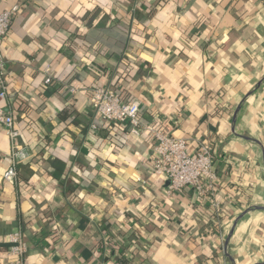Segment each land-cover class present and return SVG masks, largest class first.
I'll return each instance as SVG.
<instances>
[{
  "label": "crops",
  "instance_id": "crops-1",
  "mask_svg": "<svg viewBox=\"0 0 264 264\" xmlns=\"http://www.w3.org/2000/svg\"><path fill=\"white\" fill-rule=\"evenodd\" d=\"M14 6L0 44L10 89L1 105L30 158L16 184L3 179L12 146L0 126V264L16 261L18 231L25 264H116L105 239L131 227L146 234L122 239L132 264H264V0H0V12ZM116 20L125 36L112 31ZM114 48L136 68L125 99L141 103L142 123H162L191 151L212 150L223 212L199 207L190 190L166 195L169 182L146 173V134H127L124 150L100 142L105 123L89 98L114 85ZM76 68L86 77L69 83ZM105 221L114 227L101 234Z\"/></svg>",
  "mask_w": 264,
  "mask_h": 264
},
{
  "label": "built area",
  "instance_id": "built-area-1",
  "mask_svg": "<svg viewBox=\"0 0 264 264\" xmlns=\"http://www.w3.org/2000/svg\"><path fill=\"white\" fill-rule=\"evenodd\" d=\"M18 11L19 8L14 6L0 12V44L10 33ZM46 73H49L48 69ZM51 80L50 76L46 78L44 82L46 88ZM78 90L79 87H70L68 92L73 95ZM9 96L7 64L0 50V126L4 128L12 146L11 166L4 173L3 179L16 184L19 176L18 167L30 158V154L28 148L20 142L21 133L16 127L14 112L6 110L1 105ZM89 102L95 116L100 117L104 123H112L137 137L147 135V139L153 144V156L145 164L146 173L169 182L166 189L168 197L190 190L194 192L195 202L199 207L210 206L215 214L223 212L225 206L217 189L219 177L215 168V156L209 147L191 151L188 140L176 138L171 132L157 128L153 124H143L141 103L126 100L111 86L92 88ZM89 129L95 132L99 125L94 122L90 124ZM137 183L145 185L147 181L138 178ZM10 242V254L16 258V261L10 264H25L26 246L21 231L11 235Z\"/></svg>",
  "mask_w": 264,
  "mask_h": 264
},
{
  "label": "trees",
  "instance_id": "trees-1",
  "mask_svg": "<svg viewBox=\"0 0 264 264\" xmlns=\"http://www.w3.org/2000/svg\"><path fill=\"white\" fill-rule=\"evenodd\" d=\"M141 12L143 13V15H149V13L151 12V8L147 7L146 10L143 9ZM115 29H117L118 31H121V32L123 31L122 34H124V36H125V33H127V28L124 25L122 26L121 21H118V20L114 21V26L112 27V31ZM94 31L96 34L95 40L98 41L99 43H101L102 45L107 46V44H105V41L109 39V36H107L108 33H106L105 31H103L101 29H96ZM121 44L123 46H125L126 42L125 43L122 42ZM123 51H124V47H123ZM123 51H122V49H119V50L115 49V48L110 49L108 55L106 56V59L111 64L122 60L121 65H120L119 70H118V75H117L116 81L114 82V85H112V88H113V90L119 92L123 98H126L124 83H125V81H129L131 79V77L133 76V72L135 71L136 68H135L133 62H131L130 60H128L124 57L122 58ZM86 72L87 71H82L80 68H76V70H74V72H73V76H72L71 80H69V83L74 79L79 80V81H83L86 77L85 76ZM52 83H53V81L51 80L50 85ZM152 124L157 128H161L162 130H165L164 129L165 127L163 126V124H160L158 122H153ZM99 127H100V125H99ZM100 129H101L100 131H103V134L97 135L100 142L101 141L109 142L121 150L126 149L127 143H126L125 137L128 133L126 132L125 129H123L121 127H117L116 125H114L112 123H105L104 126L102 125L100 127ZM93 173H94V171H93ZM93 175H95V174H93ZM221 200H224V199L221 197ZM150 208L151 207H148V209L146 210L147 213H148V210ZM206 217L207 218L209 217L207 219L209 221V219L211 220V218L214 217V213L211 211L210 212L208 211L206 213ZM112 227H114V226L112 225L111 222L105 221L103 223V225L100 227L101 234L103 232H108ZM154 230H155L154 227H151V228H146V229L144 228L143 231H146V233H147V232H151ZM196 231H197V234L200 232L202 234V232L204 231V228L202 227L201 229H196ZM137 233H139L140 235H143V236L146 235V234H142L141 230L135 229L133 227L119 230V236L118 237H120V238H118V237L113 238L112 235L111 236L109 234L107 235L108 238H106L105 240L109 241L110 246L114 248V249L113 248L111 249L112 250L111 258L113 259L112 260L113 262H115L116 264L129 263V261L126 259V254H124L125 250H126V243L122 242V239L126 240L128 242L129 239L131 237L136 236ZM101 234H99V236H98V238H99L98 242L99 243L101 241L102 242L105 241V240L101 239ZM117 246L119 249H120V247H123L125 249L122 252H120L119 249L116 248ZM149 248H150V244L146 243L143 247L141 254L147 255ZM198 255H199V253H198ZM199 257H200V255H199Z\"/></svg>",
  "mask_w": 264,
  "mask_h": 264
},
{
  "label": "water",
  "instance_id": "water-1",
  "mask_svg": "<svg viewBox=\"0 0 264 264\" xmlns=\"http://www.w3.org/2000/svg\"><path fill=\"white\" fill-rule=\"evenodd\" d=\"M260 85H261V84H260ZM260 85H259V86H260Z\"/></svg>",
  "mask_w": 264,
  "mask_h": 264
}]
</instances>
